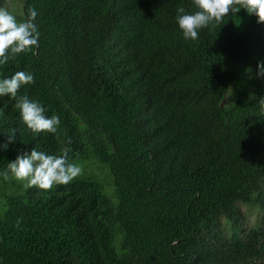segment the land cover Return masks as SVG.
I'll list each match as a JSON object with an SVG mask.
<instances>
[{"label": "trees", "instance_id": "trees-1", "mask_svg": "<svg viewBox=\"0 0 264 264\" xmlns=\"http://www.w3.org/2000/svg\"><path fill=\"white\" fill-rule=\"evenodd\" d=\"M29 7L38 45L0 79L33 74L17 97L60 123L33 133L0 97V171L69 147L112 190L85 169L48 191L0 176V264H264V216L239 221L240 205L264 214V24L241 9L192 41L176 23L192 0H23L18 20Z\"/></svg>", "mask_w": 264, "mask_h": 264}, {"label": "clouds", "instance_id": "clouds-1", "mask_svg": "<svg viewBox=\"0 0 264 264\" xmlns=\"http://www.w3.org/2000/svg\"><path fill=\"white\" fill-rule=\"evenodd\" d=\"M195 11L186 12L184 7L176 9V23L185 40L195 41L199 30L210 24H220L229 13L241 9L257 17L258 24H264V0H192ZM38 13L34 7L26 10L25 17L18 20L6 7H0V65L8 63L17 54L32 50L39 42V30L35 23ZM258 75L264 78V61L257 65ZM34 83V76L28 72L18 71L10 78L0 79V97L8 96L16 100L15 108L27 129L33 133H55L60 123L59 117L45 114V108L38 102L30 100L27 95L17 97L22 86ZM230 92V95L228 94ZM232 95L231 88L225 93L224 100ZM232 104V103H229ZM227 104V105H229ZM226 105V106H227ZM260 114L264 115V97L259 99ZM3 109H0V115ZM15 129L8 135L6 144L15 143ZM69 144L71 141L68 142ZM71 149L64 147L59 155L47 154L32 148L25 151L7 164L0 171L5 181L14 178L22 182L26 189L37 188L48 191L55 185H67L82 174V167L69 158Z\"/></svg>", "mask_w": 264, "mask_h": 264}, {"label": "rangeland", "instance_id": "rangeland-1", "mask_svg": "<svg viewBox=\"0 0 264 264\" xmlns=\"http://www.w3.org/2000/svg\"><path fill=\"white\" fill-rule=\"evenodd\" d=\"M13 15L17 18L23 14V0H9L8 4L5 6ZM85 166V167H84ZM82 169L87 170L89 173L98 176L106 182V187L109 192L112 190L111 178L109 172L101 164L96 161H90L85 164ZM2 201L0 199V209L2 207ZM239 221L242 223L244 228H249L254 225L257 221L262 220L264 214L257 208H252L247 205H240ZM219 227L221 229L227 230L229 224L225 219H221L219 222Z\"/></svg>", "mask_w": 264, "mask_h": 264}]
</instances>
